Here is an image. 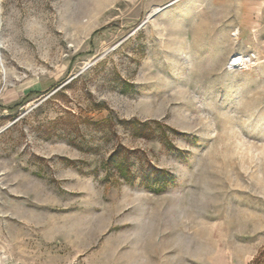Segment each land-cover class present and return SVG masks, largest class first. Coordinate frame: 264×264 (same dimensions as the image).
<instances>
[{
	"label": "rangeland",
	"instance_id": "rangeland-1",
	"mask_svg": "<svg viewBox=\"0 0 264 264\" xmlns=\"http://www.w3.org/2000/svg\"><path fill=\"white\" fill-rule=\"evenodd\" d=\"M0 5V264H264V0Z\"/></svg>",
	"mask_w": 264,
	"mask_h": 264
},
{
	"label": "bare ground",
	"instance_id": "bare-ground-1",
	"mask_svg": "<svg viewBox=\"0 0 264 264\" xmlns=\"http://www.w3.org/2000/svg\"><path fill=\"white\" fill-rule=\"evenodd\" d=\"M1 25H2V18H1V5H0V29H1ZM242 63V60L240 61L239 59H235L234 61H232V64H240Z\"/></svg>",
	"mask_w": 264,
	"mask_h": 264
},
{
	"label": "built area",
	"instance_id": "built-area-1",
	"mask_svg": "<svg viewBox=\"0 0 264 264\" xmlns=\"http://www.w3.org/2000/svg\"><path fill=\"white\" fill-rule=\"evenodd\" d=\"M243 62L244 63H246V62H248V61H250L251 60V57H246V58H244L243 57ZM244 63H240V64H232V63H230L233 67H239V66H241L242 64H244Z\"/></svg>",
	"mask_w": 264,
	"mask_h": 264
}]
</instances>
